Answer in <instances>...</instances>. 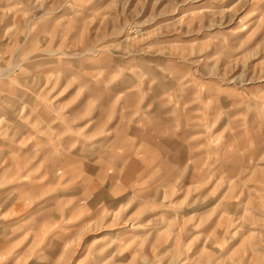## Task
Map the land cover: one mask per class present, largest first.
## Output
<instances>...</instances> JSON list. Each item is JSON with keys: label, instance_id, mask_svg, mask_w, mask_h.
I'll return each instance as SVG.
<instances>
[{"label": "rangeland", "instance_id": "rangeland-1", "mask_svg": "<svg viewBox=\"0 0 264 264\" xmlns=\"http://www.w3.org/2000/svg\"><path fill=\"white\" fill-rule=\"evenodd\" d=\"M0 264H264V0H0Z\"/></svg>", "mask_w": 264, "mask_h": 264}]
</instances>
